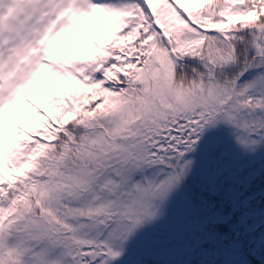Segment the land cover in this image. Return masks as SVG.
I'll return each mask as SVG.
<instances>
[{
	"label": "snow or ice",
	"instance_id": "6c2138e0",
	"mask_svg": "<svg viewBox=\"0 0 264 264\" xmlns=\"http://www.w3.org/2000/svg\"><path fill=\"white\" fill-rule=\"evenodd\" d=\"M0 264H264V0H0Z\"/></svg>",
	"mask_w": 264,
	"mask_h": 264
}]
</instances>
